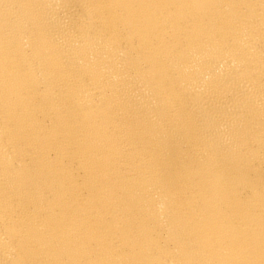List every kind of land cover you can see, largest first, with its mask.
Returning a JSON list of instances; mask_svg holds the SVG:
<instances>
[{"label":"bare ground","instance_id":"1","mask_svg":"<svg viewBox=\"0 0 264 264\" xmlns=\"http://www.w3.org/2000/svg\"><path fill=\"white\" fill-rule=\"evenodd\" d=\"M0 264H264V0H0Z\"/></svg>","mask_w":264,"mask_h":264}]
</instances>
